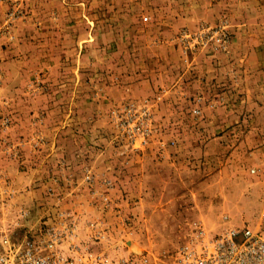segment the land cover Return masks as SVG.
<instances>
[{
    "label": "rangeland",
    "instance_id": "374dc122",
    "mask_svg": "<svg viewBox=\"0 0 264 264\" xmlns=\"http://www.w3.org/2000/svg\"><path fill=\"white\" fill-rule=\"evenodd\" d=\"M258 44L264 0H0V228L59 206L155 259L225 214L264 231Z\"/></svg>",
    "mask_w": 264,
    "mask_h": 264
},
{
    "label": "built area",
    "instance_id": "2783aa9c",
    "mask_svg": "<svg viewBox=\"0 0 264 264\" xmlns=\"http://www.w3.org/2000/svg\"><path fill=\"white\" fill-rule=\"evenodd\" d=\"M27 218L29 212L22 211ZM210 233L196 223L171 254L152 258L145 253L112 254L98 249L106 236L97 222H83L77 213L49 208L23 234L0 228V264H264V231L229 224Z\"/></svg>",
    "mask_w": 264,
    "mask_h": 264
},
{
    "label": "crops",
    "instance_id": "0c3cea01",
    "mask_svg": "<svg viewBox=\"0 0 264 264\" xmlns=\"http://www.w3.org/2000/svg\"><path fill=\"white\" fill-rule=\"evenodd\" d=\"M240 59V62L237 64V70L239 71L237 73L240 74V76L238 75V83L242 87L241 91L246 93V96L260 97L263 104L258 106L260 111L258 110L257 116L262 115L264 117V46H259L258 44L256 48H250L248 54H245ZM10 172L14 175L27 173L15 167Z\"/></svg>",
    "mask_w": 264,
    "mask_h": 264
}]
</instances>
